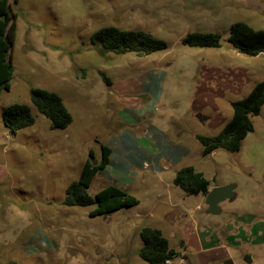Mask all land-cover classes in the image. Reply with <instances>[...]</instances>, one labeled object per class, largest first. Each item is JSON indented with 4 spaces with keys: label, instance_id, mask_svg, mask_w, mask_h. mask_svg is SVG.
<instances>
[{
    "label": "rangeland",
    "instance_id": "rangeland-1",
    "mask_svg": "<svg viewBox=\"0 0 264 264\" xmlns=\"http://www.w3.org/2000/svg\"><path fill=\"white\" fill-rule=\"evenodd\" d=\"M10 9L13 75L0 93V264H147L137 254L144 227L167 239L171 264H264V106L239 151L204 157L197 140L217 134L231 103L264 81V52L248 56L228 42L233 23L264 30V0H17ZM104 27L150 33L166 48L99 54L90 37ZM193 32L218 34L220 47L185 46ZM35 88L61 99L68 127L51 128L30 101ZM11 104H25L34 119L15 135L2 123ZM198 115L209 118L202 124ZM122 141L123 162L99 171L87 192L94 197L111 185L138 204L106 217H90L95 206L64 205L89 152L97 163L100 145L115 153ZM189 166L208 180V191L235 185L236 198L221 203L220 214H206L202 195L174 186L175 173Z\"/></svg>",
    "mask_w": 264,
    "mask_h": 264
},
{
    "label": "trees",
    "instance_id": "trees-1",
    "mask_svg": "<svg viewBox=\"0 0 264 264\" xmlns=\"http://www.w3.org/2000/svg\"><path fill=\"white\" fill-rule=\"evenodd\" d=\"M12 2L17 0H0V93L9 91L13 75L9 58L15 28L14 15L10 9ZM90 41L99 54L134 53L137 56H145L166 48L164 41L150 33L115 27L99 29L91 35ZM228 42L241 54L257 56L264 52V30H254L245 23L236 22L229 27ZM182 43L188 47L218 48L220 36L212 32H193L186 34ZM104 80L108 83L105 77ZM30 101L38 112L50 121L51 128L65 129L71 123L70 114L55 93L38 88L31 89ZM263 106L264 81H261L256 83L244 98L231 103L232 115L217 134L197 136L202 146V156L210 155L217 149L229 153L239 151L246 135L253 131L252 118L260 113ZM2 123L9 135H15L20 129L32 126L34 119L25 104H11L2 112ZM109 155L110 149L100 145L99 162L91 168L90 160L85 161L78 179L65 189L64 205L95 206L89 212L90 217H95L138 204L137 198L111 185L97 192L94 197L88 194L87 189L97 172L107 166ZM89 158H93L92 152H89ZM172 182L187 196H205L209 189L208 180L190 166L179 169ZM139 237L143 246L137 254L147 264H165L175 256V252L159 230L144 227L140 230Z\"/></svg>",
    "mask_w": 264,
    "mask_h": 264
},
{
    "label": "water",
    "instance_id": "water-1",
    "mask_svg": "<svg viewBox=\"0 0 264 264\" xmlns=\"http://www.w3.org/2000/svg\"><path fill=\"white\" fill-rule=\"evenodd\" d=\"M197 118L202 122H206L209 117H203L198 115ZM91 162V168H93L97 163L93 158H89ZM236 198L235 194V185L229 184L222 187H216L209 190L205 196V204L207 206L206 214L209 215H218L221 213L220 204L225 201H233ZM111 213L104 214L105 217ZM249 261V259H247Z\"/></svg>",
    "mask_w": 264,
    "mask_h": 264
},
{
    "label": "crops",
    "instance_id": "crops-1",
    "mask_svg": "<svg viewBox=\"0 0 264 264\" xmlns=\"http://www.w3.org/2000/svg\"><path fill=\"white\" fill-rule=\"evenodd\" d=\"M116 144V148H115V153H114V147L112 146H107L109 149H110V155H109V162L107 164V166L103 169V170H100L102 173L106 174V173H109V167L112 165V163L115 161V160H118V161H122L123 162V155L125 153H123V155L121 157L118 156V152L120 150V148H122L123 146H126V144L122 141L121 142V147H119L120 145L117 144V142L115 143ZM119 145V146H118ZM127 147V146H126ZM129 147V146H128ZM112 172V171H111ZM99 173V171L97 172ZM113 174V173H112ZM116 178L119 179V175L116 176ZM114 179V178H113ZM116 181V180H114ZM206 196V195H205ZM205 196L202 195V198L205 199ZM222 246H220V249H221ZM218 248V247H217ZM209 249V248H207ZM207 249H203V250H207ZM222 253V251H221ZM223 255V254H222ZM211 259V258H210Z\"/></svg>",
    "mask_w": 264,
    "mask_h": 264
},
{
    "label": "built area",
    "instance_id": "built-area-1",
    "mask_svg": "<svg viewBox=\"0 0 264 264\" xmlns=\"http://www.w3.org/2000/svg\"><path fill=\"white\" fill-rule=\"evenodd\" d=\"M165 264H171V262L170 261H166Z\"/></svg>",
    "mask_w": 264,
    "mask_h": 264
}]
</instances>
